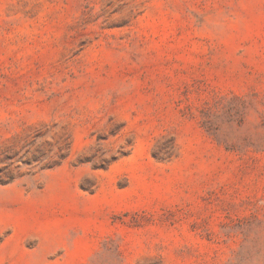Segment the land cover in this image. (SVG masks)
Listing matches in <instances>:
<instances>
[{
    "label": "rangeland",
    "instance_id": "374dc122",
    "mask_svg": "<svg viewBox=\"0 0 264 264\" xmlns=\"http://www.w3.org/2000/svg\"><path fill=\"white\" fill-rule=\"evenodd\" d=\"M0 264H264V0H0Z\"/></svg>",
    "mask_w": 264,
    "mask_h": 264
}]
</instances>
